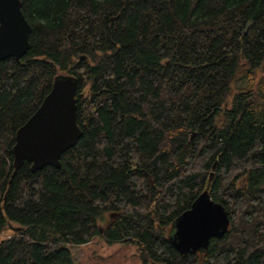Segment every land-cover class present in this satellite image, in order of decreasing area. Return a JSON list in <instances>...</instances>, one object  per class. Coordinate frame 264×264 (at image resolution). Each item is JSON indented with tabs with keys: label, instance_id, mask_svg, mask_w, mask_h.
<instances>
[{
	"label": "trees",
	"instance_id": "obj_1",
	"mask_svg": "<svg viewBox=\"0 0 264 264\" xmlns=\"http://www.w3.org/2000/svg\"><path fill=\"white\" fill-rule=\"evenodd\" d=\"M21 2L30 50L0 61V264H73L62 245L97 236L142 264H264V0ZM59 75L78 79L82 136L60 168L15 172ZM207 189L229 230L181 255L173 224Z\"/></svg>",
	"mask_w": 264,
	"mask_h": 264
},
{
	"label": "water",
	"instance_id": "obj_2",
	"mask_svg": "<svg viewBox=\"0 0 264 264\" xmlns=\"http://www.w3.org/2000/svg\"><path fill=\"white\" fill-rule=\"evenodd\" d=\"M31 32L32 26L23 13L21 0H0V61L14 58L20 62L30 50ZM77 93L75 76L55 78L50 93L16 133L15 172L25 162L31 163L32 172L47 166L61 167L62 155L75 147L82 136L77 121ZM229 226L228 211L211 199L207 189L175 221L169 241L181 255L207 251L211 240L223 238Z\"/></svg>",
	"mask_w": 264,
	"mask_h": 264
},
{
	"label": "rangeland",
	"instance_id": "obj_3",
	"mask_svg": "<svg viewBox=\"0 0 264 264\" xmlns=\"http://www.w3.org/2000/svg\"><path fill=\"white\" fill-rule=\"evenodd\" d=\"M62 247L70 251L73 264H142L139 248L131 242L108 244L102 236H97L84 245H62Z\"/></svg>",
	"mask_w": 264,
	"mask_h": 264
}]
</instances>
